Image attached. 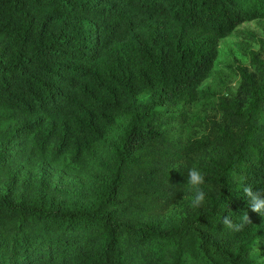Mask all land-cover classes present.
<instances>
[{"label": "trees", "instance_id": "1", "mask_svg": "<svg viewBox=\"0 0 264 264\" xmlns=\"http://www.w3.org/2000/svg\"><path fill=\"white\" fill-rule=\"evenodd\" d=\"M261 19L264 0H0V264H264L242 190H264V77L206 135L163 119ZM194 166L206 203L168 222Z\"/></svg>", "mask_w": 264, "mask_h": 264}, {"label": "rangeland", "instance_id": "2", "mask_svg": "<svg viewBox=\"0 0 264 264\" xmlns=\"http://www.w3.org/2000/svg\"><path fill=\"white\" fill-rule=\"evenodd\" d=\"M247 76L257 78L258 82L264 77V19L244 22L230 36L221 39L215 66L199 87L205 94L183 110L185 117L180 111L165 114L167 127L183 141L208 134L211 128L222 123L227 100L246 103L251 87ZM124 127L122 123L110 141L116 140ZM190 198L191 194L186 193L170 209L168 222L180 219L182 207Z\"/></svg>", "mask_w": 264, "mask_h": 264}, {"label": "clouds", "instance_id": "3", "mask_svg": "<svg viewBox=\"0 0 264 264\" xmlns=\"http://www.w3.org/2000/svg\"><path fill=\"white\" fill-rule=\"evenodd\" d=\"M243 193L248 201L251 211L264 217V190H254L252 185L243 182ZM205 174L197 167L188 170L186 183L182 184V190L191 193V207L200 208L206 203ZM210 189V186H208ZM250 223L247 213L243 215L240 222H234L231 216L223 217V225L230 231L241 232Z\"/></svg>", "mask_w": 264, "mask_h": 264}]
</instances>
